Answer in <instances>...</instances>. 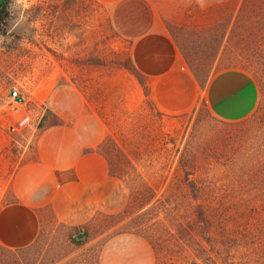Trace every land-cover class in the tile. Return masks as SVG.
Returning a JSON list of instances; mask_svg holds the SVG:
<instances>
[{
    "label": "rangeland",
    "instance_id": "rangeland-1",
    "mask_svg": "<svg viewBox=\"0 0 264 264\" xmlns=\"http://www.w3.org/2000/svg\"><path fill=\"white\" fill-rule=\"evenodd\" d=\"M27 4L9 0L0 21V189L13 199L17 172L38 161L39 138L61 126L106 158L109 176L65 220L39 191L25 194L39 205L41 231L26 248L0 249V264L96 262L108 241L126 234L147 242L154 264H264V0L169 6V29L201 89L182 113L156 105L109 7ZM226 69L245 71L258 93L240 120L215 116L205 102L209 78ZM13 87L30 116L18 131ZM35 173L18 177L19 188Z\"/></svg>",
    "mask_w": 264,
    "mask_h": 264
},
{
    "label": "crops",
    "instance_id": "crops-1",
    "mask_svg": "<svg viewBox=\"0 0 264 264\" xmlns=\"http://www.w3.org/2000/svg\"><path fill=\"white\" fill-rule=\"evenodd\" d=\"M109 7L115 31L132 44L134 60L149 77L156 105L164 112L182 113L198 101L201 89L184 63L182 53L167 23L166 12L181 0H97ZM168 7V8H167ZM258 98L251 76L238 69L212 75L205 87V102L215 116L240 120L254 109ZM89 142L74 127L61 126L45 132L38 143V161L23 166L15 176L13 199L0 189V249L17 250L33 244L41 231V218L31 199L39 191L43 204L51 203L61 220L68 218L75 204L89 206L91 190L108 179L106 158L86 150ZM5 157V149L0 148ZM3 168L5 166L3 165ZM35 173V181L24 190L18 177ZM68 173L74 179H64ZM62 178V180H60ZM63 204L60 209L59 204ZM72 264H154L151 247L134 234L117 236L102 248L96 262Z\"/></svg>",
    "mask_w": 264,
    "mask_h": 264
},
{
    "label": "built area",
    "instance_id": "built-area-1",
    "mask_svg": "<svg viewBox=\"0 0 264 264\" xmlns=\"http://www.w3.org/2000/svg\"><path fill=\"white\" fill-rule=\"evenodd\" d=\"M9 104L12 105L15 112L20 114L17 122L11 128L12 131H18L30 123V116L24 111L27 104L26 97L17 87H13L9 91Z\"/></svg>",
    "mask_w": 264,
    "mask_h": 264
},
{
    "label": "trees",
    "instance_id": "trees-1",
    "mask_svg": "<svg viewBox=\"0 0 264 264\" xmlns=\"http://www.w3.org/2000/svg\"><path fill=\"white\" fill-rule=\"evenodd\" d=\"M9 0H7L1 7H0V21L3 18V14L5 13L6 7L8 5Z\"/></svg>",
    "mask_w": 264,
    "mask_h": 264
},
{
    "label": "clouds",
    "instance_id": "clouds-1",
    "mask_svg": "<svg viewBox=\"0 0 264 264\" xmlns=\"http://www.w3.org/2000/svg\"><path fill=\"white\" fill-rule=\"evenodd\" d=\"M17 5H23L25 8L28 7L27 0H15Z\"/></svg>",
    "mask_w": 264,
    "mask_h": 264
},
{
    "label": "water",
    "instance_id": "water-1",
    "mask_svg": "<svg viewBox=\"0 0 264 264\" xmlns=\"http://www.w3.org/2000/svg\"><path fill=\"white\" fill-rule=\"evenodd\" d=\"M7 0H0V7L6 2ZM82 234H79L78 237H81Z\"/></svg>",
    "mask_w": 264,
    "mask_h": 264
}]
</instances>
